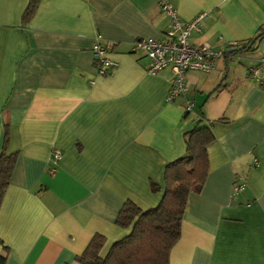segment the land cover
<instances>
[{
  "label": "crops",
  "instance_id": "0c3cea01",
  "mask_svg": "<svg viewBox=\"0 0 264 264\" xmlns=\"http://www.w3.org/2000/svg\"><path fill=\"white\" fill-rule=\"evenodd\" d=\"M29 1L0 0V151L7 130L6 153L17 155L0 205V261L78 264L95 234L104 258L129 234L115 224L122 205H158L165 166L185 155V135L203 118L214 136L209 170L188 196L168 263L264 264V70L260 83L247 76L264 38L210 72H188L185 99L167 102L171 71L150 75L131 51L162 38L159 0H37L23 23ZM167 1L183 21L207 14L191 41L214 52L264 28V0ZM96 44L116 63L108 76L96 72Z\"/></svg>",
  "mask_w": 264,
  "mask_h": 264
},
{
  "label": "trees",
  "instance_id": "16d2710c",
  "mask_svg": "<svg viewBox=\"0 0 264 264\" xmlns=\"http://www.w3.org/2000/svg\"><path fill=\"white\" fill-rule=\"evenodd\" d=\"M36 7L37 0H30L22 17L23 23L29 21ZM263 38L264 28L261 27L252 39L235 47L241 48L236 53L254 51ZM203 121L200 118L185 135V155L165 166L164 188L158 205L142 211L134 203L126 201L115 224L122 229H130L129 234L114 242L104 258H100L98 253L105 239L95 234L83 253L76 257L78 264H169V252L180 238L188 196L201 190L209 170L206 148L214 141V136ZM7 142L8 131L5 130L0 151V205L17 160L16 154L7 155ZM150 189L154 193L161 191L154 183L150 184ZM1 259L0 264H4V258Z\"/></svg>",
  "mask_w": 264,
  "mask_h": 264
},
{
  "label": "built area",
  "instance_id": "2783aa9c",
  "mask_svg": "<svg viewBox=\"0 0 264 264\" xmlns=\"http://www.w3.org/2000/svg\"><path fill=\"white\" fill-rule=\"evenodd\" d=\"M160 10L169 18V24L160 39H138L132 43V52H139L148 59L146 72L150 75L168 69L172 73L170 89L166 101L173 102L178 98L185 99L187 88L185 76L190 71L210 72L215 69L219 59L233 60L234 54L214 52L208 45H197L191 41L192 33H200L202 21L206 13H199L189 21L181 20L175 9L167 0H159ZM237 43H230V48ZM96 72L99 76H108L116 67V63L108 58L107 49L96 44L92 51ZM264 70V57L255 66L247 69V76L260 83V72ZM191 108L186 101V111ZM55 159L60 157L59 151H54ZM244 180H238L233 188L232 195H238L245 189Z\"/></svg>",
  "mask_w": 264,
  "mask_h": 264
},
{
  "label": "water",
  "instance_id": "95a60500",
  "mask_svg": "<svg viewBox=\"0 0 264 264\" xmlns=\"http://www.w3.org/2000/svg\"><path fill=\"white\" fill-rule=\"evenodd\" d=\"M241 50V48H229V49H227L226 50V53L227 54H234V53H236V52H239Z\"/></svg>",
  "mask_w": 264,
  "mask_h": 264
}]
</instances>
